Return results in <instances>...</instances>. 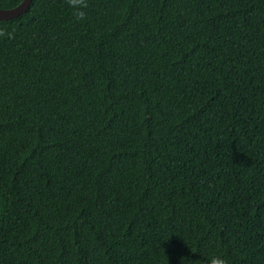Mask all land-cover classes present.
<instances>
[{
  "label": "trees",
  "instance_id": "trees-1",
  "mask_svg": "<svg viewBox=\"0 0 264 264\" xmlns=\"http://www.w3.org/2000/svg\"><path fill=\"white\" fill-rule=\"evenodd\" d=\"M215 255L264 264V0L0 19V264Z\"/></svg>",
  "mask_w": 264,
  "mask_h": 264
},
{
  "label": "clouds",
  "instance_id": "clouds-1",
  "mask_svg": "<svg viewBox=\"0 0 264 264\" xmlns=\"http://www.w3.org/2000/svg\"><path fill=\"white\" fill-rule=\"evenodd\" d=\"M71 7L74 17L83 20L87 16L88 0H67ZM10 35V34H9ZM204 264H228L226 258L221 255L210 256Z\"/></svg>",
  "mask_w": 264,
  "mask_h": 264
},
{
  "label": "water",
  "instance_id": "water-1",
  "mask_svg": "<svg viewBox=\"0 0 264 264\" xmlns=\"http://www.w3.org/2000/svg\"><path fill=\"white\" fill-rule=\"evenodd\" d=\"M31 2L32 0H22V2L14 7H0V19H9L23 13L29 8Z\"/></svg>",
  "mask_w": 264,
  "mask_h": 264
}]
</instances>
